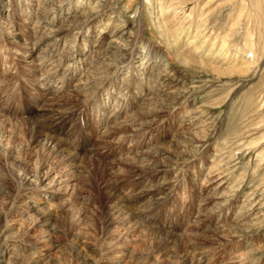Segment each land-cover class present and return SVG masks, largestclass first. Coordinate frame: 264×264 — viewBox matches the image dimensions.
Here are the masks:
<instances>
[{
  "label": "rangeland",
  "instance_id": "374dc122",
  "mask_svg": "<svg viewBox=\"0 0 264 264\" xmlns=\"http://www.w3.org/2000/svg\"><path fill=\"white\" fill-rule=\"evenodd\" d=\"M8 1L4 9L10 11L12 19H19L20 25H24L27 18L43 21L38 12L47 7L46 1L29 0L32 7L27 11L31 12V18L23 15L18 18L17 1ZM162 1L165 5L161 4ZM185 1H107L111 11L121 13L129 21L137 37L136 43L148 40L165 55L173 53V42L169 33L163 31L161 22L170 23L172 35L181 40L179 52L185 57L183 61L175 59L172 64L181 89L178 87L179 92L163 96L165 99L162 100L166 101L161 104L163 111L154 110L153 114L143 111L146 108L141 110L135 106L132 112L140 115L146 125L143 129L133 125L122 128V134H130V142L124 144L116 142L112 135H101L104 125L109 123L107 113H101V109L93 110L89 103L81 105L75 98L62 101L76 106L75 112L78 110L61 134L62 139L71 143L73 150L82 151L81 146H87L88 151L80 152L70 169L77 182L71 201L58 209L48 227L32 226L34 217H24L22 226L10 225L22 206L23 199L18 193L27 185L35 184L33 178L30 179L37 169L34 166L53 159L55 155L51 148L59 143L43 148L36 142L34 120L48 112L50 106L45 104V109L42 104L37 106L32 102L30 76L23 65L13 59L14 55L12 60L3 50L0 56V118L6 120L8 117L7 121L11 122L0 127V264H8V253L36 261L35 264H109L111 242L118 239L119 245L127 246L126 239L121 241L117 236L122 228L118 227L111 208L116 202L120 203L125 191L135 186L137 192L142 190L147 196L138 211L145 210L148 214L143 213L144 217L137 218L139 223L132 226L130 239L134 248L130 251L134 252L128 264H191L192 260L196 264L199 261V264H264V0ZM79 2L72 1L74 13L80 9ZM161 6L165 9L164 15L160 12ZM66 10V17H70ZM52 16L48 15V18L52 19ZM187 27L189 33L180 35L185 28L187 31ZM205 27L207 29L202 31ZM199 33L200 38L194 41L193 37ZM30 34L32 42L34 34ZM188 38L194 43L183 45L186 41L182 43V40ZM216 38L218 42L212 47ZM84 41L85 44L89 42L86 38ZM223 42H226L228 54L225 58H217ZM60 46L64 47V43ZM213 52L214 56L207 57ZM141 65L139 70L146 73V65ZM34 79L40 82V75ZM118 81L120 83V79ZM141 96L136 101L138 104ZM194 106L206 108L213 118V124L203 136L205 140L202 138L199 145L189 139L191 136L187 130L183 131L184 135L175 136L174 129L181 123L180 114L176 117L169 114L174 108L184 111ZM130 144L142 150L141 155L132 156L128 149ZM218 152L224 162H230H225L220 173L224 175L220 177L235 194L230 210L224 216L229 221L242 203H248L253 215L248 219L246 233L235 234L233 230L221 228L210 213L203 216V205L199 207L200 196L192 175L200 171L202 161L209 162ZM123 204L128 210L129 203ZM198 215H202V222L198 223ZM40 216L39 212L35 217ZM44 230L49 235L41 241L37 237ZM6 238L9 241H5ZM170 240L173 241L170 243ZM249 241L252 252L234 260V253L244 251L243 245ZM6 242L15 251L7 249ZM186 259L192 260L187 263L188 260L183 261Z\"/></svg>",
  "mask_w": 264,
  "mask_h": 264
},
{
  "label": "bare ground",
  "instance_id": "6f19581e",
  "mask_svg": "<svg viewBox=\"0 0 264 264\" xmlns=\"http://www.w3.org/2000/svg\"><path fill=\"white\" fill-rule=\"evenodd\" d=\"M7 1L8 0H0V56L3 50L7 51L8 57H11V59L12 55H14L15 58L13 59L20 65H23L26 69V74L30 76L31 89H33V93L30 94L32 102L37 106L42 104L41 106H45V109V104L50 106L48 112L42 115L40 114L41 116L34 120L33 124L35 126L34 129H36V142L42 145L43 148L46 146L49 148L55 142L59 143L56 147L53 146L51 148L55 155L53 159L50 158L51 161L46 160L39 162L34 166L35 168L37 167V169L33 171L30 179L33 178L35 184L30 187L27 185V187H24L18 193L19 197L23 199V202L21 203V208L16 211V215L10 222V225L15 227L22 226L24 217H27V219H32L34 217L31 220L32 226L48 227L55 219L58 209L71 201L75 189H77V182L74 175L71 174L70 169L73 168L75 161L78 159L76 158L77 155H80L82 151H88L86 150L87 146H81V148L78 146L82 151L73 150L72 144L62 139L63 137L61 134L64 133L66 125L78 111H74L76 106H71L73 104L70 105L62 101H64V99L72 100V98H75L74 100L80 102L81 105H85V103L91 104L95 111L96 109H101V113L104 111V113L108 114L107 119L109 120V123L104 125L101 135L104 137L112 135L111 137L115 138L116 142L122 144L130 142V140H128V135L130 134H122L120 130L123 131L122 128L125 129V127L129 125L143 129L144 125H146L145 120H142L143 118H141L140 115L138 117L136 113L132 112L134 107L137 106L141 108V110L146 108V110L143 111L147 112L148 110L153 114L154 110H156V112L163 111L164 106L161 104H166V101L162 100L163 96L170 94V92H179L181 89L175 76V70L172 69L173 61L180 58L182 60L185 57L179 52L181 49L179 48V46H181V42L179 41L181 40H179L180 38L178 40L174 38L175 36L172 35L171 31L172 26L169 22L162 21L161 27L165 33H169L170 40L173 42V55L161 53L155 44H152L148 40L142 43H136L137 37L132 32L128 24L129 21L123 18V15H120L121 13L119 14L115 11H111L107 5L108 0H80V9L76 11V13L71 9L73 0H69L67 3L65 2L67 0H44L47 2V7L38 12L40 18H43V21H30L27 18H31V12L27 11V9L32 7L29 0H9L8 2L10 3L17 1L15 2V8L17 7V11L19 12L18 18L22 15L27 18L24 19V25L19 24V19L18 21L12 19L10 11L4 9ZM161 4L165 5L163 1ZM66 8H68V10L70 8L72 11H67ZM160 8V12L163 14L165 9L162 6ZM65 10L68 15L71 14V16L74 17H66ZM48 15H53L52 19L48 18ZM140 22L141 21H139V24ZM205 23H203V26H206ZM201 25L202 23L197 26V31L200 30ZM190 26L191 25H189V27ZM189 27H187V31H185V28L179 34H188ZM206 29L205 27L202 31ZM30 33L34 34V40L32 42L30 41V36L32 35ZM200 33L193 37L194 41L200 38ZM84 38L89 42L85 44ZM183 42L185 46H190L194 43L193 41L190 42V38L182 40V43ZM205 42L206 40L204 43ZM217 42L218 40L216 38L212 47H215ZM62 43H64V47L60 46ZM99 47H103L104 49ZM197 47L198 45L195 46V50L198 49ZM97 49L100 50L96 52ZM227 54L226 42H223L216 57L219 58L223 56V58H225ZM214 55L215 53L213 52L208 54L207 57ZM204 56L206 55L204 54L203 57ZM140 64L146 65V69L144 70L147 71L146 73H141L139 67L142 68L143 65L140 66ZM143 74H148V76L144 77ZM39 75L40 82L37 81V79L35 81L34 78ZM118 79H120V83ZM119 85L120 88L117 87ZM116 90H118V92H116ZM140 95H142V99L141 103L138 104L136 101H138ZM169 114L172 115V117H176L180 114L178 117L181 118V123L174 129L176 132L175 136H180L183 134V131L187 130L190 132L189 135L191 136L189 139L194 140L193 143L195 142L197 145L203 141L205 138H203L204 134L213 124V118L209 116L207 109L202 106H194L191 109L186 108L184 111L174 108L170 110ZM7 118L8 117H6V120L0 118V127L7 126V124L11 122L7 121ZM197 145L195 146L197 147ZM42 147L40 148L42 149ZM133 148L136 149L134 144H130L128 147L129 151L133 154L132 156L139 155L142 151L137 149L134 150ZM74 151H77V153L73 154ZM221 155L222 154L218 152L209 162L206 163L202 161L201 166H199L200 171L192 175L194 187L198 192V197L200 196L199 207L203 205V216L210 213L216 224L220 225L221 228L228 231L233 230L235 234L239 232L246 233L250 223L248 219L253 215L250 214L252 209H248V207L250 208L248 203H242L240 209H237L233 215L234 217L229 221L228 218L224 216L227 214L226 212L230 210L229 207L231 203H233L235 194L232 192V189L226 186V182L223 178L220 177L225 162L230 164V162H224ZM200 158L201 157H198L197 159ZM125 159L127 160L126 157ZM193 161L195 160L191 162ZM30 172H32V170ZM140 172L143 173L142 171ZM28 174L26 175L27 177L29 176ZM38 197L42 199H38ZM146 197L145 192L142 190L137 192V186H135L132 190L128 189L125 191L120 197V203L118 204L116 202L113 208H111L117 220V224L119 225L118 227L120 229L122 228V232L117 236L120 240L126 239L124 243H127V246L124 247L121 244L119 245L118 242L120 241H118V239H116L118 242L116 240L111 242V256H108L109 258L107 257L110 259L109 264H128L130 261L129 258L131 257V253L134 252L130 251L134 248L133 240L130 239L133 232L131 230L134 228L132 227L134 224L139 223L137 218L142 217L144 215L143 213L148 214L145 210L138 211L142 207L141 203ZM126 202L129 203V206L127 205L128 210H126V206L123 204ZM39 212L41 216L38 218L35 217ZM198 214H201L200 211ZM198 216L200 218L198 219V223L202 222V215ZM79 220L81 221V219ZM144 230L145 229H142V231ZM48 235L49 232L44 230L37 238L44 241ZM189 235H191L190 232ZM49 237L51 238V235ZM84 237L86 238V235L83 236V238ZM170 237L171 236H169V238ZM6 240L7 238L5 241ZM171 241L173 240H170V243ZM250 244L252 243L249 241L247 245H243L244 251L240 253L236 251L234 256L237 257H234V260L246 257L248 253L252 252V248L249 249ZM5 245L7 249L15 251V248H10L7 242ZM121 248L124 249L120 250ZM22 259L15 253H8L7 255L8 264H35L36 262ZM187 260V263H189L192 259L190 261L189 259L183 261ZM157 261L159 262L160 260ZM190 263L196 264L193 260Z\"/></svg>",
  "mask_w": 264,
  "mask_h": 264
}]
</instances>
